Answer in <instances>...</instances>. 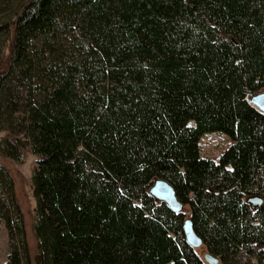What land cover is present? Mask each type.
<instances>
[{"label": "trees", "instance_id": "trees-1", "mask_svg": "<svg viewBox=\"0 0 264 264\" xmlns=\"http://www.w3.org/2000/svg\"><path fill=\"white\" fill-rule=\"evenodd\" d=\"M0 1V156L34 157L36 264H205L155 178L218 264H264V114L247 101L264 0ZM209 133L230 140L216 161ZM0 230V264H31L2 164Z\"/></svg>", "mask_w": 264, "mask_h": 264}, {"label": "rangeland", "instance_id": "rangeland-1", "mask_svg": "<svg viewBox=\"0 0 264 264\" xmlns=\"http://www.w3.org/2000/svg\"><path fill=\"white\" fill-rule=\"evenodd\" d=\"M1 4V1H0ZM3 15H0V20H3ZM3 134L0 133V137ZM230 140L227 136L220 133H209L201 136L199 141L200 154L203 157L210 158L216 161L219 155L229 146ZM34 157L29 153L23 154L21 162H15L3 156H0V164H2L9 172L14 188L15 198L23 217V225L25 231L26 243L29 251L31 264H36L34 257L36 254L35 239L32 232L33 220V200L30 190V172L33 166ZM185 209H187L185 207ZM5 235L0 230V263L4 259L2 256L5 252ZM200 249H195L198 256ZM3 257V258H2ZM2 258V259H1Z\"/></svg>", "mask_w": 264, "mask_h": 264}, {"label": "water", "instance_id": "water-1", "mask_svg": "<svg viewBox=\"0 0 264 264\" xmlns=\"http://www.w3.org/2000/svg\"><path fill=\"white\" fill-rule=\"evenodd\" d=\"M247 101L254 106L259 112L264 114V91L249 94ZM147 194L155 201L162 202L166 207L174 213L184 215L182 222V232L185 242L194 250L199 248L200 258L205 264H218V258L209 254L201 244L200 239L195 235L191 221L188 217L189 211L185 209L183 204L179 202L175 196L173 187L164 179L155 178L147 188ZM252 208L260 204V199L257 196H252L246 199Z\"/></svg>", "mask_w": 264, "mask_h": 264}]
</instances>
